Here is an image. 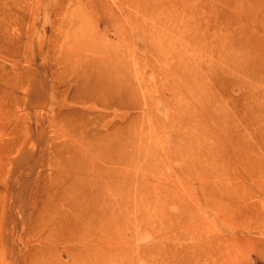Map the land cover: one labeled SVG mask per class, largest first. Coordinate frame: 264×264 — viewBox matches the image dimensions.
Here are the masks:
<instances>
[{"label": "rangeland", "instance_id": "obj_1", "mask_svg": "<svg viewBox=\"0 0 264 264\" xmlns=\"http://www.w3.org/2000/svg\"><path fill=\"white\" fill-rule=\"evenodd\" d=\"M263 114L264 0H0V264H264Z\"/></svg>", "mask_w": 264, "mask_h": 264}, {"label": "bare ground", "instance_id": "obj_2", "mask_svg": "<svg viewBox=\"0 0 264 264\" xmlns=\"http://www.w3.org/2000/svg\"><path fill=\"white\" fill-rule=\"evenodd\" d=\"M109 59V58H108ZM103 61H108L107 59H105V60H100V61H92L91 63H90V65L91 64H96L97 66H101V67H107L108 65H107V63H105V62H103ZM105 67V68H106ZM98 76V75H97ZM104 77V76H103ZM92 92V91H91ZM85 95H87V94H85ZM89 99V97L88 96H85L84 97V100L85 101H90V100H88ZM105 101H102L103 102V104L104 105H108V103H110L111 102V100H106V99H104ZM262 125H261V130L262 131H256V130H254V138H255V145L257 146V148L261 151V153L264 155V114H263V120H262ZM253 134V133H252ZM252 134H251V136H252ZM193 142H194V140L193 139H189L187 142H186V146H188L189 144L190 145H193ZM204 139H196V142H195V144L197 145L196 146V149H194L193 151H192V155H189V156H196V155H198V154H202L203 152H204V149H203V147H204ZM189 147V146H188ZM190 150H188L187 152H189ZM234 151H235V149H234ZM108 153H106L105 155H107ZM190 154V153H189ZM240 160V162H239V164L240 163H242V165L245 167V166H250V165H252V163H251V161L248 159V158H246V157H242V158H240L239 159ZM237 161H238V156H237ZM197 162V161H196ZM259 162H262V161H259ZM191 163H192V165H190V166H188L187 168H186V170L188 171L189 170V168H191L190 170H189V173L190 174H193V175H195L198 179H200V188H201V191H209V194L211 195V196H217V195H222V194H224V193H226V187H224V186H222V187H220V186H216V185H213V186H211V188L209 187V186H206L205 185V181H202V179H203V177H204V171H205V167H202L201 166V164H200V162L198 161V163L197 164H194L195 163V160L193 159L192 161H191ZM216 175H217V177H218V175H219V173H215ZM123 174H122V172H120V171H113V172H111V173H109V172H107V173H103V179H102V185H97V189H98V191H101V193H102V196H103V194H105L106 195V193L107 192H109V191H111L112 189H114V190H117L118 188H119V183H120V181L122 180V178H123V176H122ZM216 177V178H217ZM249 177V176H248ZM251 177V178H250ZM249 178H250V181H251V183L252 184H254V186L256 187V189H257V191L258 192H260V193H264V184L263 183H258V182H256L254 179V177L253 176H250ZM108 181V182H107ZM137 183H139V181H137ZM244 185V183L242 182V186ZM75 187H76V184H75V182L74 183H72V189H71V191H70V194L71 195H74V194H76V192H75ZM77 195V194H76ZM110 195H112V194H110ZM115 195H117V194H115ZM78 196V195H77ZM76 200L78 201V199H75V198H73L71 201V205H72V203L76 206ZM104 200H106V198H104ZM80 201V200H79ZM215 205H217V203H215Z\"/></svg>", "mask_w": 264, "mask_h": 264}]
</instances>
